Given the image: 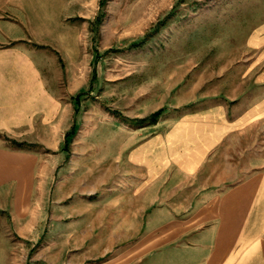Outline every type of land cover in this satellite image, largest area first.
Returning <instances> with one entry per match:
<instances>
[{
    "label": "crops",
    "instance_id": "1",
    "mask_svg": "<svg viewBox=\"0 0 264 264\" xmlns=\"http://www.w3.org/2000/svg\"><path fill=\"white\" fill-rule=\"evenodd\" d=\"M65 3L12 0L15 19H0L8 42L0 47V264L40 262L20 253L21 242L47 210L56 226L67 210L65 189L44 187L57 164L35 150L56 148L66 125V103L44 70L56 52H77L76 32L68 40L62 27ZM250 40L240 66L251 75L237 98L251 105L232 113L221 101L140 127L156 131L128 148L123 174L97 205L91 226L109 230L96 238L105 246L93 264H264V21Z\"/></svg>",
    "mask_w": 264,
    "mask_h": 264
},
{
    "label": "rangeland",
    "instance_id": "2",
    "mask_svg": "<svg viewBox=\"0 0 264 264\" xmlns=\"http://www.w3.org/2000/svg\"><path fill=\"white\" fill-rule=\"evenodd\" d=\"M11 2L0 0V19H15ZM61 6L62 27L68 40L76 32L77 52H56L58 61L44 70L66 103V125L56 148H33L57 164L44 187L65 189L67 210L59 226L47 210L19 251L25 258L39 255L37 264H93L105 246L96 238L109 230L91 226L97 205L107 202L123 174L128 148L156 131L122 116L141 118L162 108V122L221 101L232 113L251 105L252 99L237 98L251 75L240 64L251 59L264 0H66Z\"/></svg>",
    "mask_w": 264,
    "mask_h": 264
},
{
    "label": "trees",
    "instance_id": "3",
    "mask_svg": "<svg viewBox=\"0 0 264 264\" xmlns=\"http://www.w3.org/2000/svg\"><path fill=\"white\" fill-rule=\"evenodd\" d=\"M162 111H163V109L160 108V109H157L156 111H153L149 115H147L145 117H141V118H126L122 115L121 116L126 122L127 121L131 122V123L135 124L137 127H143V126L155 124ZM73 132H74V126L72 125L67 134H72ZM16 144H19V143H16Z\"/></svg>",
    "mask_w": 264,
    "mask_h": 264
}]
</instances>
